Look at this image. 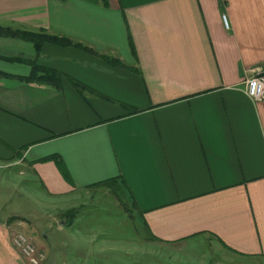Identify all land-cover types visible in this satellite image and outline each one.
I'll return each mask as SVG.
<instances>
[{"label": "crops", "instance_id": "1", "mask_svg": "<svg viewBox=\"0 0 264 264\" xmlns=\"http://www.w3.org/2000/svg\"><path fill=\"white\" fill-rule=\"evenodd\" d=\"M0 26L94 51L0 34V164L63 203L117 181L148 236L113 264L262 263L264 97L244 88L264 67V0H0ZM21 214H0V264H31L11 241Z\"/></svg>", "mask_w": 264, "mask_h": 264}, {"label": "rangeland", "instance_id": "2", "mask_svg": "<svg viewBox=\"0 0 264 264\" xmlns=\"http://www.w3.org/2000/svg\"><path fill=\"white\" fill-rule=\"evenodd\" d=\"M17 159L13 157L12 161ZM89 192L63 203L48 195L43 182L26 164H0V205L3 206L0 214L27 213L9 218L22 219V226L14 233H22L36 252L43 254L39 264H80L79 256L72 253L85 250L92 255L82 264H113L115 258H142L147 230L120 184L111 181ZM74 242L77 247L68 245ZM95 248L98 251L94 252ZM201 250L209 251V248Z\"/></svg>", "mask_w": 264, "mask_h": 264}, {"label": "trees", "instance_id": "3", "mask_svg": "<svg viewBox=\"0 0 264 264\" xmlns=\"http://www.w3.org/2000/svg\"><path fill=\"white\" fill-rule=\"evenodd\" d=\"M0 34L16 36V37L27 39L33 43V45L35 46L36 52L40 50L42 43L45 41H49V42L51 41V42L58 43L61 45H73V46H77V47L86 49L88 51L94 52L91 47L81 42L74 41L71 38L63 34L49 33L42 29L33 31V30L20 29V28L14 29L8 26H0ZM7 58L10 60L21 61L31 66V72L29 73V75L24 77L26 80L46 82V83L53 84L57 87H60V84H59V78H60L59 74L60 73L57 72L56 70L48 69V68L44 70V73H38L39 66L36 65L37 63H35L36 59L30 58V57H23V56H14V57H7ZM110 180H113V179H107L105 181H100L99 183L101 182L110 183L111 182Z\"/></svg>", "mask_w": 264, "mask_h": 264}, {"label": "built area", "instance_id": "4", "mask_svg": "<svg viewBox=\"0 0 264 264\" xmlns=\"http://www.w3.org/2000/svg\"><path fill=\"white\" fill-rule=\"evenodd\" d=\"M222 20L227 26L225 14H222ZM245 93L252 99L257 100L264 97V67L257 63L250 69V74L245 79ZM13 246L22 253L31 264H39L43 258L41 252H36L33 245L20 232L13 233L11 237Z\"/></svg>", "mask_w": 264, "mask_h": 264}]
</instances>
